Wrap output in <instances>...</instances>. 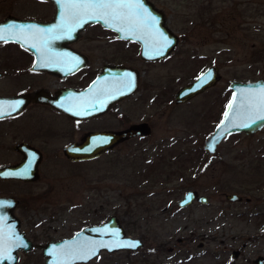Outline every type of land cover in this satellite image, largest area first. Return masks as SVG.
<instances>
[{"label":"rangeland","instance_id":"1","mask_svg":"<svg viewBox=\"0 0 264 264\" xmlns=\"http://www.w3.org/2000/svg\"><path fill=\"white\" fill-rule=\"evenodd\" d=\"M151 1L178 41L166 58L143 66L148 85L126 102V121L145 119L150 132L93 159L43 163L41 178L0 181V194L20 200L14 213L28 236L69 235L114 214L125 234L143 242L135 252H100L91 264H171L182 257L163 259L159 241L191 248L199 239L205 254L195 264H255L254 256H264V126L225 135L210 154L202 141L222 114L227 82L264 79V0ZM211 61L220 82L175 104V89ZM187 188L208 201L176 210ZM233 249L238 255L230 258ZM32 256L18 252L17 264H33Z\"/></svg>","mask_w":264,"mask_h":264},{"label":"flooded vegetation","instance_id":"2","mask_svg":"<svg viewBox=\"0 0 264 264\" xmlns=\"http://www.w3.org/2000/svg\"><path fill=\"white\" fill-rule=\"evenodd\" d=\"M54 1L57 3L61 14L65 0ZM55 12L56 8L51 0H0V23L5 24L2 26V33L7 34L8 29H13L12 33L26 39L23 42L14 39L0 40V166L16 164L22 160L26 154L19 148L20 143H25L24 146H31L37 149L40 154V159L36 165L37 178H41L45 173V169L42 170L41 168L43 163L52 161L55 165L57 162L73 164L84 161L67 158L62 149L69 143L80 141L85 133L103 129H120L132 122L146 121L145 119L126 121V118L129 117L126 102L132 98H137L144 86L148 85L144 82L143 66L161 61L174 48L160 59L148 60L139 56L138 42L128 38H120L115 31L101 26L98 22L88 23L80 28L75 26L70 33L60 28L33 31L31 26L17 22L62 23L61 15L53 16ZM21 28L24 29L23 32L20 31ZM33 44L36 47H32ZM114 65L128 66L135 70L136 89L115 102L104 103V107L100 111L79 116L77 113L82 108L76 109V107L82 104L83 95L81 92L90 86L96 78L99 81L95 80V84L109 86L119 82L126 86V73L116 81L115 70H110ZM210 65H215L219 73V64L215 61L207 63L200 71ZM220 80L221 74L216 82H220ZM216 82L193 97L214 87ZM220 92L221 94L225 93L223 88ZM149 98L153 99L154 96L151 95ZM224 100H226L225 95ZM98 106V102H95L94 107L91 103L88 109L96 108L98 110ZM135 137L142 136L124 139L114 147ZM53 177L47 176V178ZM0 178H5L0 179V181H21L16 179L17 177ZM188 189H193L201 194L194 188H187L186 190ZM180 197L175 201L176 210L187 209L200 203L192 200L189 204L178 207L176 202ZM16 200L14 209L20 203L18 198ZM71 205H66L64 208L70 210ZM93 223L95 222L81 223L75 231ZM74 232L62 236L44 235L46 234L44 233L40 237L33 235L31 237L24 232V235L31 242V248L27 251L18 250L14 264H17L18 252L25 254L30 251L33 252L32 257L36 264H45L47 255L42 253L44 246L68 237ZM191 240H187V242H191ZM177 241L182 242L183 239L178 238ZM155 246L164 252L163 259L179 255L182 257L171 264L177 262L195 264L198 259L204 258L205 254L204 241L201 239L195 241L191 248L178 247L174 244L165 245L161 241ZM47 249L50 252L58 250L54 246ZM136 249L128 251L135 252ZM100 252L109 253L105 250H99L87 261H78L72 264H91Z\"/></svg>","mask_w":264,"mask_h":264},{"label":"water","instance_id":"3","mask_svg":"<svg viewBox=\"0 0 264 264\" xmlns=\"http://www.w3.org/2000/svg\"><path fill=\"white\" fill-rule=\"evenodd\" d=\"M51 1L56 8V12L53 16H60L61 14L58 10L57 3L54 0ZM141 3L144 8L148 10V13H150L152 17H155L156 20L154 25H152L151 20L148 21L150 28L147 31H149L151 35L144 33H137L135 35L126 32L121 33L104 25L103 22L98 23L105 28L115 31L120 38H128L138 42L139 56L141 58L148 60L160 59L166 56L175 46L177 43V35L166 24V15L161 8L157 7L151 0H141ZM17 22L23 23L25 26H31V30L39 29V31L57 30L59 29L58 25L61 24V22L43 21ZM94 22L96 21H89L88 23ZM88 23L76 27H84ZM3 25L5 24L0 23V34H3L5 39H14L22 42L26 40L24 37L12 33L13 29H8L7 34L2 33ZM159 33H163V36L167 39L165 40L161 38ZM261 68L264 72V62L262 63ZM110 70H115L116 81L126 73V86L119 82L109 86L95 84V80H98V78H96L90 86L81 92L83 95L82 104L76 107V109L82 108V110L79 111V116L90 115L91 113L100 111L104 107V103L115 102L123 96L129 95L136 89L137 77L134 69H130L128 66L114 65ZM209 73H211L210 77L208 76ZM219 77L220 74L215 65H210L204 68L193 79L175 89L173 92L174 103H181L190 99L204 89L212 86ZM227 86L230 89V92L226 99L222 114L214 128L202 141V148L207 154L215 151L216 145L225 135L237 131H241L245 134L253 133L264 125V120L258 118L256 111H249L247 107H239L242 93L246 94L250 91H257L260 87L264 86V79L257 78L244 81L230 79L227 82ZM95 102L99 103L98 110L96 108L89 110V105L92 103L94 107ZM230 103L235 104L236 108L229 109L228 105ZM226 112L230 114V118L225 116ZM149 132L150 126L146 121L132 122L120 129L90 131L85 133L80 141L65 145L62 152L71 160L91 159L100 155L106 149L114 147L118 142L124 139H128L132 136H144ZM20 144L21 146L19 149L26 154L25 157L16 164L0 166V177H17L16 179L21 181H33L38 177L36 165L40 159V154L37 149L31 146L26 147L24 146L25 143ZM224 197L229 200L240 199V195L235 192H226L224 193ZM192 200L205 203L207 198L203 194H198L193 189H188L183 192L182 196L176 202V206L181 207L187 205ZM16 201V198L13 196L0 195V205H3L0 207V237L3 238L4 246L7 248V254L11 257V259L0 258V264H14L16 260V252L18 250L27 251L31 248V242L24 235L23 230L20 229V220L13 211ZM97 229H102L104 231H95ZM113 232H118L119 236H113ZM262 232L264 234V225L262 227ZM123 241L138 242V246L141 245L139 237L125 234L124 228L120 224L116 215L109 214L100 222L86 225L68 237L61 238L57 242L49 243L47 246H44L42 253L43 255H47L45 258V264H72L78 261H87L94 256L73 259L70 254L71 250L78 246L96 247L98 249L96 253L99 250L111 252L118 249L132 250L138 247L123 248L113 246L112 249L109 250L108 248L100 246L102 244L115 245ZM51 246L57 247L58 250L56 252H50L47 248ZM237 255V249H233L230 252V258H235ZM252 262L255 264H263L264 256L257 254L252 258Z\"/></svg>","mask_w":264,"mask_h":264},{"label":"snow or ice","instance_id":"4","mask_svg":"<svg viewBox=\"0 0 264 264\" xmlns=\"http://www.w3.org/2000/svg\"><path fill=\"white\" fill-rule=\"evenodd\" d=\"M61 18L62 23L58 27L67 33H70L75 26H82L89 21H96L103 22L104 25L113 28L117 32H126L133 35L137 33L151 35L147 31L150 28L148 21L151 20L152 25L156 23L155 17H152L148 13L141 0H65ZM20 31L23 32L24 29L21 28ZM33 31H39V29H34ZM159 36L165 40L167 39L163 36V33H159ZM3 39H5L4 35L0 34V40ZM32 47H36V45L33 44ZM208 76L210 77L211 73ZM239 107H247L249 111H256L258 118L264 120V86L260 87L257 91H250L246 94L242 93ZM228 108L234 109L236 105L230 103ZM225 116L230 118V114L227 112ZM2 206L0 205V207ZM95 231L103 232L104 230L97 229ZM112 235L119 236V233L113 232ZM100 246L109 250L113 246L135 248L138 246V242L123 241L115 245L102 244ZM97 250L96 247L78 246L72 248L70 254L73 259H82L95 255ZM0 258L11 259L10 255L7 254V248L4 246L2 237H0Z\"/></svg>","mask_w":264,"mask_h":264}]
</instances>
